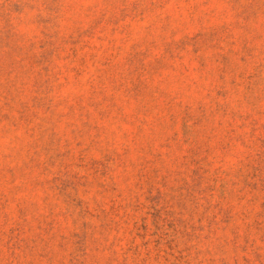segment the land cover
<instances>
[{"label":"rangeland","instance_id":"rangeland-1","mask_svg":"<svg viewBox=\"0 0 264 264\" xmlns=\"http://www.w3.org/2000/svg\"><path fill=\"white\" fill-rule=\"evenodd\" d=\"M0 264H264V0H0Z\"/></svg>","mask_w":264,"mask_h":264}]
</instances>
